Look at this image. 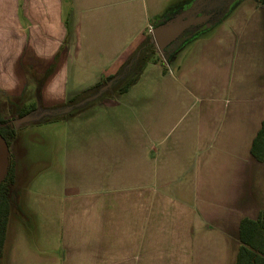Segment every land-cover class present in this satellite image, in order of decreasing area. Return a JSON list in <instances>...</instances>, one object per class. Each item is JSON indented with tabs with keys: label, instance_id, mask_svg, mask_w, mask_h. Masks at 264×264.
Wrapping results in <instances>:
<instances>
[{
	"label": "crops",
	"instance_id": "crops-1",
	"mask_svg": "<svg viewBox=\"0 0 264 264\" xmlns=\"http://www.w3.org/2000/svg\"><path fill=\"white\" fill-rule=\"evenodd\" d=\"M190 1L0 0V115L80 99ZM263 120L264 4L246 0L185 54L152 55L127 91L17 127L1 259L235 264L241 221L264 208Z\"/></svg>",
	"mask_w": 264,
	"mask_h": 264
},
{
	"label": "trees",
	"instance_id": "trees-1",
	"mask_svg": "<svg viewBox=\"0 0 264 264\" xmlns=\"http://www.w3.org/2000/svg\"><path fill=\"white\" fill-rule=\"evenodd\" d=\"M166 14L161 15L157 19L159 20L163 18ZM158 53L159 52L154 43L147 41L139 48L135 58L125 64L117 74L109 76L105 81L99 82L93 88L88 90L89 92L87 91L88 94L86 96H83L80 99H71L66 105L54 108L40 109L36 105H31L23 108L19 112V118L35 116V119L37 118L36 121L41 122L63 114L69 116L80 112L102 95L99 91L106 84L117 87L120 92H125L137 80L143 63L150 60L152 55ZM174 53L175 52L170 54L169 59H171ZM16 132L17 125L15 124V121L0 115V134L6 140L8 146L15 138ZM251 150L255 159L264 163V120L261 129L253 141ZM14 183V169L10 162L8 172L0 182V260L4 252L11 209L13 205L17 203L16 196L11 189ZM239 240L240 247L235 264H264V208L257 218H244L241 221Z\"/></svg>",
	"mask_w": 264,
	"mask_h": 264
},
{
	"label": "water",
	"instance_id": "water-1",
	"mask_svg": "<svg viewBox=\"0 0 264 264\" xmlns=\"http://www.w3.org/2000/svg\"><path fill=\"white\" fill-rule=\"evenodd\" d=\"M234 1L191 0L187 4L167 13L151 29L158 52L168 60L170 54L177 51L184 38L193 35L205 26L209 27L220 23L229 14ZM109 87H111L110 84L104 85L99 91L100 94H103L104 90ZM36 120L35 116H28L15 120V124L37 122ZM9 164V146L0 134V182L7 174Z\"/></svg>",
	"mask_w": 264,
	"mask_h": 264
},
{
	"label": "rangeland",
	"instance_id": "rangeland-1",
	"mask_svg": "<svg viewBox=\"0 0 264 264\" xmlns=\"http://www.w3.org/2000/svg\"><path fill=\"white\" fill-rule=\"evenodd\" d=\"M234 9H235V5H233V6L230 8L229 14H230L231 12H233ZM157 20H158V19H154V24L157 23V22H156ZM213 26H215V25H213ZM213 26H209V27H208V26H205L204 28H202L201 30L197 31V32L194 33L193 35L184 38L183 41L181 42L179 48L177 49V51H175V53H177V52L180 50L182 55L185 54V53L188 51V49L191 47V45H192V44H193V43H194L199 37H201L205 32H207L209 29L213 28ZM109 91H110V92H119V93H120V91L118 90L117 87H115V86H114V87L111 86V87H109L108 89L104 90L102 96H106V95L109 93ZM88 92H89V91H88ZM88 92H86L85 94H83V96H86V95L88 94ZM198 106H199V105H198ZM17 125H18V124H17ZM18 126H19V125H18ZM11 189H12L13 194L16 196V193H15V191H14V189H13V186L11 187ZM16 212H17V205L15 204V205H13V207H12V209H11V214H10L11 216H10V219L12 218V215H13V217L16 216ZM14 223H15V219L12 218V224H14ZM7 259H8V257H6L5 260H4V259H1V260H0V264H6V263H7Z\"/></svg>",
	"mask_w": 264,
	"mask_h": 264
},
{
	"label": "flooded vegetation",
	"instance_id": "flooded-vegetation-1",
	"mask_svg": "<svg viewBox=\"0 0 264 264\" xmlns=\"http://www.w3.org/2000/svg\"><path fill=\"white\" fill-rule=\"evenodd\" d=\"M243 1H246V0H235V1L233 2L232 6L235 5V7H236V6H238L239 4H241ZM254 1H257V2H259V3L264 4V0H254ZM232 6H231V7H232Z\"/></svg>",
	"mask_w": 264,
	"mask_h": 264
},
{
	"label": "built area",
	"instance_id": "built-area-1",
	"mask_svg": "<svg viewBox=\"0 0 264 264\" xmlns=\"http://www.w3.org/2000/svg\"><path fill=\"white\" fill-rule=\"evenodd\" d=\"M152 29V28H151Z\"/></svg>",
	"mask_w": 264,
	"mask_h": 264
}]
</instances>
